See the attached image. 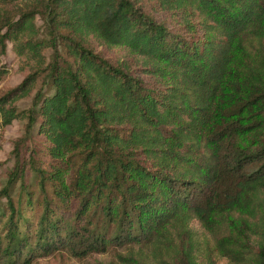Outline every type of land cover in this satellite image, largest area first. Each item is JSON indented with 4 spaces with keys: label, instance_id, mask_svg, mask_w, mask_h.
Segmentation results:
<instances>
[{
    "label": "trees",
    "instance_id": "trees-1",
    "mask_svg": "<svg viewBox=\"0 0 264 264\" xmlns=\"http://www.w3.org/2000/svg\"><path fill=\"white\" fill-rule=\"evenodd\" d=\"M9 42L36 67L0 94L1 123L25 121L0 189V264L174 230L185 264H204L191 215L230 226L216 248L231 264H264V0H0V54ZM237 53L251 77L232 76Z\"/></svg>",
    "mask_w": 264,
    "mask_h": 264
},
{
    "label": "rangeland",
    "instance_id": "rangeland-1",
    "mask_svg": "<svg viewBox=\"0 0 264 264\" xmlns=\"http://www.w3.org/2000/svg\"><path fill=\"white\" fill-rule=\"evenodd\" d=\"M35 21L37 26L43 25V20L40 16H37ZM88 41L96 51L101 52L113 61H119L121 58L131 59L133 57L123 46L109 45L94 36L89 37ZM19 47L17 44L15 45L9 42L6 52L0 54V65L5 64L9 69L8 74L0 81V94L17 85L32 68L36 67L35 60H28L25 54L21 53ZM51 52V47L43 50L47 60ZM246 59L244 55L236 54L232 71L234 78L252 76L249 71V66L252 63L249 64ZM238 67L241 69L239 72H237ZM39 85L40 82L30 95L18 99L17 104L20 108H26L31 104L32 97ZM24 131L25 121L22 119L16 118L5 126L0 120V133L2 135V147L0 149V189L6 184L9 172L15 164V156L13 153L15 141ZM246 143H251V141L248 140ZM28 179L30 181L31 177ZM27 214L29 217L35 220L37 219L35 211L28 210ZM186 223L193 235L194 246L196 247L194 253L200 261L204 262V264H231L229 259L226 256L220 255L216 248L217 240L230 229V226L217 225L210 230L203 225L199 218L192 215L187 219ZM167 229L169 230L171 228L168 227ZM187 239L188 236L186 233L174 230L171 234L167 233L166 236H161L153 244L135 243L124 246H110L105 251H94L83 257L76 256L67 249H60L48 255L36 257L32 264H185V254H181V252L187 243ZM175 254H180L176 260L173 259Z\"/></svg>",
    "mask_w": 264,
    "mask_h": 264
}]
</instances>
